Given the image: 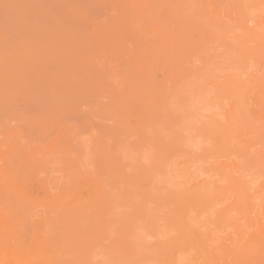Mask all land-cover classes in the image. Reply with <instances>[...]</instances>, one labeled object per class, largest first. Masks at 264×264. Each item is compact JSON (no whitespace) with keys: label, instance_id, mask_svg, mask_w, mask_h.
Segmentation results:
<instances>
[{"label":"bare ground","instance_id":"6f19581e","mask_svg":"<svg viewBox=\"0 0 264 264\" xmlns=\"http://www.w3.org/2000/svg\"><path fill=\"white\" fill-rule=\"evenodd\" d=\"M0 264H264V0H0Z\"/></svg>","mask_w":264,"mask_h":264}]
</instances>
